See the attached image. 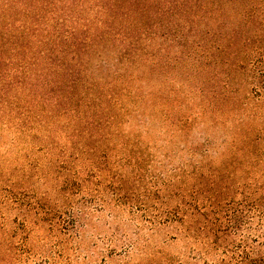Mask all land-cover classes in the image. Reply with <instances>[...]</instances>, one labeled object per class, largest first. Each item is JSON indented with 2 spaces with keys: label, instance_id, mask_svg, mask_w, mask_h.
Instances as JSON below:
<instances>
[{
  "label": "rangeland",
  "instance_id": "1",
  "mask_svg": "<svg viewBox=\"0 0 264 264\" xmlns=\"http://www.w3.org/2000/svg\"><path fill=\"white\" fill-rule=\"evenodd\" d=\"M222 1L203 31L151 21L106 47L86 98L66 81L55 103L22 3L0 0V264H262L264 42Z\"/></svg>",
  "mask_w": 264,
  "mask_h": 264
},
{
  "label": "trees",
  "instance_id": "2",
  "mask_svg": "<svg viewBox=\"0 0 264 264\" xmlns=\"http://www.w3.org/2000/svg\"><path fill=\"white\" fill-rule=\"evenodd\" d=\"M218 1L224 5L222 0H20L24 16L26 15L28 20L24 29L30 31L28 33L24 30L25 35L34 36L36 41L37 68L34 79L39 83L43 82L40 89L42 94L54 93L55 103H58L55 91L64 86L66 81L67 91L72 96L78 92L86 98V92L80 90L81 85L85 87V91L86 84L96 87L91 81L87 80L85 83V72L93 56H100L106 47L117 42L121 49L138 43L141 37H137V33L143 34L151 21H161L178 31L183 27H197L199 31H203V19H212L223 14V9L217 5ZM228 2L234 4L236 12L241 11L246 15L243 27H258L254 35L263 43L264 34L260 32L259 26L254 25L258 15L262 14L264 17V0H258L257 5H249L250 7L245 4L242 6L240 0ZM66 7L67 30L64 32L65 21L62 15ZM263 22L264 20H261L260 23ZM129 27L136 30L128 32ZM130 32L134 35L128 39L127 34ZM239 32L240 30L234 29L232 34L229 33L227 38L220 39L218 44L225 48L232 46L237 49L241 44L238 41ZM247 38L249 37L244 39ZM23 46L25 51L31 48L29 41ZM202 47L206 49L208 46L204 43ZM257 64L255 61L254 68L260 80L263 78V72L259 71ZM23 82L25 80L21 83ZM44 84L52 88L44 92ZM92 87L88 86L87 89ZM101 90L103 93L105 87ZM70 98L72 97L67 93V100ZM86 107L93 108L90 103H86ZM97 139L100 144L104 143V138Z\"/></svg>",
  "mask_w": 264,
  "mask_h": 264
}]
</instances>
